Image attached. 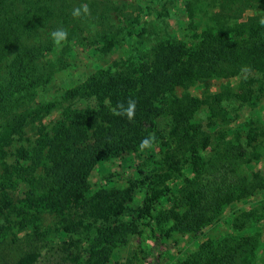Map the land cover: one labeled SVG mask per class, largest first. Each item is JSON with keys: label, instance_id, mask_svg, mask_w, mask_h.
<instances>
[{"label": "trees", "instance_id": "obj_1", "mask_svg": "<svg viewBox=\"0 0 264 264\" xmlns=\"http://www.w3.org/2000/svg\"><path fill=\"white\" fill-rule=\"evenodd\" d=\"M166 1L186 17L184 39L175 31L152 37L128 0H0V244L28 240L12 264H164L173 258L172 234L194 237L255 198L249 211L238 210L255 215L248 226L232 224L176 264L262 261L264 175L245 166L264 158V13H246L264 10V0ZM80 4L89 14L74 19ZM110 27L111 36L97 31L100 52L116 49L118 34L130 48L114 67L41 99L67 62L53 59L51 33L64 28L81 42L92 28ZM133 42L149 45L138 54ZM223 80L212 93L200 91ZM129 98L137 102L134 119L114 116ZM75 100L88 105H63ZM229 102L251 114L232 113ZM160 119L167 132L157 129ZM148 137L151 146L141 150ZM106 163L116 164L125 188L91 184ZM235 214L227 216L232 223Z\"/></svg>", "mask_w": 264, "mask_h": 264}, {"label": "rangeland", "instance_id": "obj_2", "mask_svg": "<svg viewBox=\"0 0 264 264\" xmlns=\"http://www.w3.org/2000/svg\"><path fill=\"white\" fill-rule=\"evenodd\" d=\"M133 3V7L135 9V14L138 17L139 22L142 24L143 28L145 30H148L152 33V37L155 35L154 32H157L158 34H161L163 31L170 33L171 31H175L180 38L184 39L182 27L186 23V17L181 12L179 5H177L175 8H172L171 5L168 4L166 0H128ZM255 13L260 14L264 13V10L261 11H255L250 10L247 11L246 15H255ZM92 28L90 35H85V40L79 42L77 40L68 39L63 42L61 46H57L56 44L53 45V49L51 53L53 52V59H55L59 55H64L67 58V62L65 63V66L63 69L59 70L56 75L54 76L52 82L45 87L44 89L40 90L39 96L41 99L44 100H53L56 98L62 91V89L67 88L73 84H76L78 82H81L86 76L91 74L92 72L96 71L98 68H113L114 67V61L120 59L123 54L122 51H129L126 47L127 41L122 39V35L118 34V36L115 38L118 42V47L116 49H113L109 53H101L99 50V45L95 44V40L101 37L98 34H107L108 36H111V33L115 32L114 27L108 28L106 31L105 29L98 28ZM104 30V31H101ZM99 31V33L97 32ZM98 33V34H97ZM177 36V38H178ZM178 38V39H180ZM150 40V39H149ZM181 40V39H180ZM133 44H136L133 42ZM149 44H144L143 46H139L136 44V47H138L139 53L143 54L142 51L147 49V46ZM133 47V46H132ZM125 54V52H124ZM134 55H137L135 52H133ZM226 80L223 81H211L201 84L200 91L203 92H214L217 89H219V85L221 83H226ZM232 83H235L236 80H231ZM178 94L181 93V89L177 91ZM192 93L194 94H200L199 92L192 89ZM69 104L73 108H83L86 105H88L87 102L84 100H75L69 103H63V105ZM228 110H230L232 113H236L240 116H246L250 115L251 112L248 108L243 107L239 109L238 111L233 110L236 105L232 103H227L224 105ZM59 115V111H57L56 114H54L52 117H57ZM199 118L203 119L205 117V112L201 111L198 115ZM50 119V118H49ZM52 122V121H51ZM50 122V123H51ZM158 128L159 130L163 132H167L169 126L167 120H158ZM52 124V123H51ZM184 151V150H183ZM186 152V151H185ZM264 155V151L262 152ZM161 159V156H158L154 158L150 164H148V168H155L154 161H158ZM176 159L179 160V163H182L184 160L182 152H177ZM248 159V158H247ZM262 159V158H261ZM250 160V159H249ZM246 165V164H245ZM116 164L114 163H106L105 165H102L101 167H98L96 170L92 172V175L90 177V182L93 186H98L100 184L105 183V181L110 180L113 183H111L115 187L125 188L127 186L126 180L127 179H119L117 180L118 176H114L117 174V170H115ZM132 170V169H131ZM129 170V171H131ZM245 170H248L250 173H261L264 175V158L262 161L258 162H251L247 163L245 166ZM129 171H126V173H129ZM140 198V195L137 196L136 201L134 204L131 205V207H135L137 205V200ZM258 198L248 200L247 202H240L238 204H235L228 208V210L223 215L222 220L225 223L223 224H214L212 226H209L202 230L200 233L195 235L194 237H191L189 235H177L172 234L173 237L171 242L168 244L169 247H171L170 253L173 258L167 259L164 264H176L178 261L184 259L189 253L193 252L197 249L198 245L200 243L205 242L209 238L218 237L221 235H224L225 232L228 231L229 228L232 227V224H238L239 226L246 227L250 224L252 219L255 215H251L249 217H241L239 215L240 209H245L246 211H249V209L256 205L258 203ZM233 211H235V216H231L235 218L234 222L232 223L230 221V218L227 219V216H229ZM225 218V219H224ZM261 235L264 234V223L261 228ZM23 238H25L24 234L20 235L15 243L7 241L5 243L0 244V260H3L5 264H12V261H14L21 255L27 252L28 250V240L24 241ZM27 238V237H26ZM264 241V236H263ZM264 243V242H263ZM57 244H54V242H49L48 247H56ZM119 257H125L127 255V251L117 249L115 250ZM260 258L262 261L259 264H264V251L260 253Z\"/></svg>", "mask_w": 264, "mask_h": 264}, {"label": "clouds", "instance_id": "obj_3", "mask_svg": "<svg viewBox=\"0 0 264 264\" xmlns=\"http://www.w3.org/2000/svg\"><path fill=\"white\" fill-rule=\"evenodd\" d=\"M89 9L87 5L80 4L72 9V16L74 19H79L82 15H88ZM261 26H264V18H261L259 21ZM51 36L57 46H61L63 42L67 40L68 32L64 28H58L51 33ZM136 100L129 98L126 102L127 106L125 107L124 102H119L114 108H112V114L114 116L125 117L129 121L134 119L135 109H136ZM152 137L145 138L140 143L141 150L149 148L151 146Z\"/></svg>", "mask_w": 264, "mask_h": 264}]
</instances>
